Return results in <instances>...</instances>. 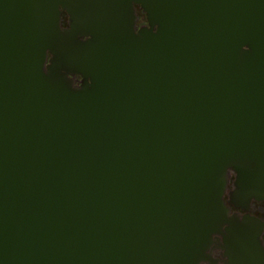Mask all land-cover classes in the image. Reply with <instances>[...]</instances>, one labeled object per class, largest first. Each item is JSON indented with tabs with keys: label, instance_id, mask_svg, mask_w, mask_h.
I'll return each mask as SVG.
<instances>
[{
	"label": "water",
	"instance_id": "95a60500",
	"mask_svg": "<svg viewBox=\"0 0 264 264\" xmlns=\"http://www.w3.org/2000/svg\"><path fill=\"white\" fill-rule=\"evenodd\" d=\"M255 202L264 0H0V264H264Z\"/></svg>",
	"mask_w": 264,
	"mask_h": 264
},
{
	"label": "flooded vegetation",
	"instance_id": "af4514ba",
	"mask_svg": "<svg viewBox=\"0 0 264 264\" xmlns=\"http://www.w3.org/2000/svg\"><path fill=\"white\" fill-rule=\"evenodd\" d=\"M136 13L138 16V22H137V28L141 29L142 27L149 26V22L147 19L146 14L143 12L140 6H136ZM62 25L65 28L69 27V16L66 12L63 13L62 15ZM77 81V85H81L82 77L81 76H76L75 77ZM233 212H238L241 215H249L251 218H253L259 225H262L264 227V202L261 203H253L251 208L249 209L248 212L243 211L241 209H235L232 207ZM261 241L263 245L262 253L264 254V231L261 236ZM210 262L203 263V264H230V259L226 258L224 256V253L222 251H215L213 253V257L210 258Z\"/></svg>",
	"mask_w": 264,
	"mask_h": 264
},
{
	"label": "bare ground",
	"instance_id": "6f19581e",
	"mask_svg": "<svg viewBox=\"0 0 264 264\" xmlns=\"http://www.w3.org/2000/svg\"><path fill=\"white\" fill-rule=\"evenodd\" d=\"M233 210V209H232ZM246 212H248V211H246ZM247 216H249V215H247ZM215 251H221L220 249H216V250H214V252ZM213 257V255L211 256V257H209V259L206 261V262H204V263H207V262H210L211 260H210V258H212ZM212 262V261H211Z\"/></svg>",
	"mask_w": 264,
	"mask_h": 264
}]
</instances>
